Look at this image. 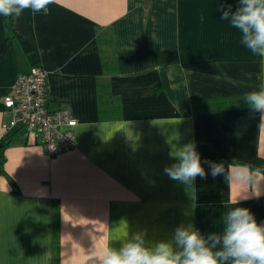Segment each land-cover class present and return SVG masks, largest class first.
<instances>
[{"label":"crops","instance_id":"crops-1","mask_svg":"<svg viewBox=\"0 0 264 264\" xmlns=\"http://www.w3.org/2000/svg\"><path fill=\"white\" fill-rule=\"evenodd\" d=\"M229 5L239 0H56L47 14L0 16V264H92L127 234L152 246L180 225L220 234L235 207L264 223V183L238 204L241 190L203 163L264 160L260 114L245 102L264 60L222 18ZM35 66L49 72V108L77 119L68 152L5 128L4 97ZM189 143L208 175L183 184L164 169Z\"/></svg>","mask_w":264,"mask_h":264},{"label":"clouds","instance_id":"clouds-1","mask_svg":"<svg viewBox=\"0 0 264 264\" xmlns=\"http://www.w3.org/2000/svg\"><path fill=\"white\" fill-rule=\"evenodd\" d=\"M56 0H0V16L19 18L25 10L32 15L47 14ZM223 8V6H221ZM222 18L241 33V43L253 55L264 60V0H239V7L232 12L231 5L223 11ZM245 102L260 114V127H264V85L246 94ZM177 163L165 167L170 179L192 184L199 176L208 173L201 162L194 143L177 149ZM211 175H223L226 183L238 187V198L247 200L249 193L259 198L264 183V166L249 162L233 161L227 165L205 160ZM119 248L106 246L92 256V264H264V223H258L245 207H235L223 216L220 234L201 235L193 224L178 226L172 241H160L147 246L143 233L130 239L128 234Z\"/></svg>","mask_w":264,"mask_h":264},{"label":"built area","instance_id":"built-area-1","mask_svg":"<svg viewBox=\"0 0 264 264\" xmlns=\"http://www.w3.org/2000/svg\"><path fill=\"white\" fill-rule=\"evenodd\" d=\"M49 72L35 66L21 74L4 97L12 119L5 124L10 129L24 125L29 133L42 137V146L49 155L68 152L75 148L74 127L77 119L68 108L53 111L49 108Z\"/></svg>","mask_w":264,"mask_h":264},{"label":"trees","instance_id":"trees-1","mask_svg":"<svg viewBox=\"0 0 264 264\" xmlns=\"http://www.w3.org/2000/svg\"><path fill=\"white\" fill-rule=\"evenodd\" d=\"M2 144V145H1ZM8 145V142H0V171L2 170L3 164L6 160L5 157V147ZM257 165L264 166V160L257 161Z\"/></svg>","mask_w":264,"mask_h":264}]
</instances>
